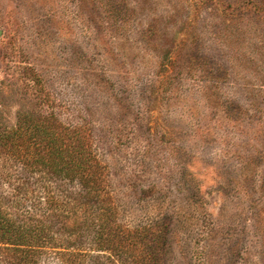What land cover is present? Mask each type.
<instances>
[{"label":"rangeland","instance_id":"obj_1","mask_svg":"<svg viewBox=\"0 0 264 264\" xmlns=\"http://www.w3.org/2000/svg\"><path fill=\"white\" fill-rule=\"evenodd\" d=\"M258 3L0 0V130L77 127L116 224L161 229L157 264H264Z\"/></svg>","mask_w":264,"mask_h":264},{"label":"trees","instance_id":"obj_2","mask_svg":"<svg viewBox=\"0 0 264 264\" xmlns=\"http://www.w3.org/2000/svg\"><path fill=\"white\" fill-rule=\"evenodd\" d=\"M19 115L14 128L0 130V264H157L161 229L116 224L78 128ZM12 168L18 182L7 175Z\"/></svg>","mask_w":264,"mask_h":264}]
</instances>
